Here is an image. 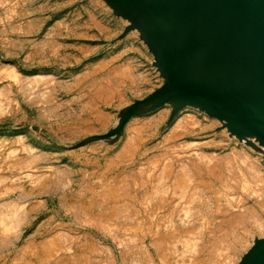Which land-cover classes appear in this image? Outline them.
Segmentation results:
<instances>
[{"label": "rangeland", "instance_id": "rangeland-1", "mask_svg": "<svg viewBox=\"0 0 264 264\" xmlns=\"http://www.w3.org/2000/svg\"><path fill=\"white\" fill-rule=\"evenodd\" d=\"M127 25L0 0V264H238L264 238V149L218 114L164 100L89 138L164 83Z\"/></svg>", "mask_w": 264, "mask_h": 264}, {"label": "bare ground", "instance_id": "bare-ground-1", "mask_svg": "<svg viewBox=\"0 0 264 264\" xmlns=\"http://www.w3.org/2000/svg\"><path fill=\"white\" fill-rule=\"evenodd\" d=\"M105 1L129 24L133 21L164 81L183 84L173 99L160 102L168 100L175 112L192 104L185 93L192 88L200 108L223 117L222 124L237 138L255 139L264 149V0ZM242 257L238 264H264V244L252 257Z\"/></svg>", "mask_w": 264, "mask_h": 264}, {"label": "water", "instance_id": "water-1", "mask_svg": "<svg viewBox=\"0 0 264 264\" xmlns=\"http://www.w3.org/2000/svg\"><path fill=\"white\" fill-rule=\"evenodd\" d=\"M119 11H122L123 13H125L124 10H119ZM133 27H134V23L132 21L129 25H127L125 27L123 34H126ZM182 87H184L183 84H181L180 82H170L169 78L167 77V79L164 81V83L162 85H160L159 87H157L156 89L151 91L149 94L145 95L143 98L134 99V101L128 105V107L126 108L125 112L123 113L120 121L118 122V124L115 127L111 128V129H109L103 133H100V134H92L89 138L90 139H101V140H103V139L108 138L109 136H111L113 134L123 132L125 124L130 120V118L132 116L141 115L142 113H145V112H143V110L146 108L140 109L141 111L139 110L140 111L139 113L134 112L135 108L137 109V108L144 106L146 104L153 103L150 106L151 109L147 110L146 112L151 111L153 109H156L157 107L164 104V102H160V100H159L160 98H161V100L162 99H173L170 96L177 94V92H179V91H183V89H181ZM195 90L198 91L197 89H195ZM186 91L187 92H185V93H187V95H188V98H186V101L192 102V103H195L198 105L199 103H197L196 97H194V95L195 94L199 95V94L197 92H194L192 90V88L188 89ZM259 242L260 243H258V241H256L255 244H253L250 247V249L246 253H244L242 260L249 253L256 251V248H259L260 246H262L264 244V238L259 239Z\"/></svg>", "mask_w": 264, "mask_h": 264}]
</instances>
